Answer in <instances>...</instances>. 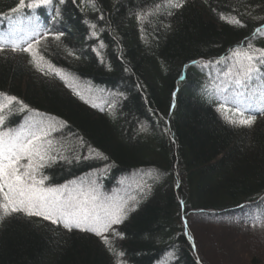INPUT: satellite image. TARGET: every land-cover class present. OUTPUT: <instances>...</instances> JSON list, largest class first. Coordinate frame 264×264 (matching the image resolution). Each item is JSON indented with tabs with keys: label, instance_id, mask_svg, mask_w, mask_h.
Returning a JSON list of instances; mask_svg holds the SVG:
<instances>
[{
	"label": "trees",
	"instance_id": "16d2710c",
	"mask_svg": "<svg viewBox=\"0 0 264 264\" xmlns=\"http://www.w3.org/2000/svg\"><path fill=\"white\" fill-rule=\"evenodd\" d=\"M33 2L0 0V104L21 102L2 127L42 129L37 179L94 178L98 223L121 208L122 222L105 243L12 213L0 264H222L195 225L243 241L230 264H264V63L238 85L250 62L232 56L264 50V0ZM241 112L252 126L231 122Z\"/></svg>",
	"mask_w": 264,
	"mask_h": 264
},
{
	"label": "snow or ice",
	"instance_id": "6c2138e0",
	"mask_svg": "<svg viewBox=\"0 0 264 264\" xmlns=\"http://www.w3.org/2000/svg\"><path fill=\"white\" fill-rule=\"evenodd\" d=\"M50 3L52 0H39V3H28L27 7L35 8L41 4ZM25 7V0H18V7L11 11L15 13ZM224 19L229 23H240L235 19ZM256 32H261V29H256ZM248 48H251V44L248 45ZM2 50L0 48V51ZM22 50L31 51L30 48ZM256 51L259 55L254 56L246 49L237 48L233 50L232 56L243 57L250 62L243 68V80L236 81L238 85H245L250 82L254 74L259 75V68L256 67L255 61L264 63V50ZM0 96L3 94L0 93ZM5 101V103L0 104V219L12 213L25 212L29 216H41L53 223L63 222L64 227L69 230L76 227L82 231H92L102 237L111 224L121 223L122 217L119 212L123 211L122 208L117 213L112 214L111 220L100 225L98 223L99 215L94 210L97 200L95 195L81 191L79 195L64 198L68 185L61 188L45 187L47 177L37 179V173L44 166L42 162L47 155L43 150L47 133L43 132L42 129L36 132H28L25 129L17 131L3 129L2 126L6 119L5 110L13 102L21 103L17 101L16 97H6ZM243 115L241 112L239 120L229 119L232 123L252 126L255 122L254 117L243 118ZM25 160L27 163H22ZM104 238L105 243H108L107 238Z\"/></svg>",
	"mask_w": 264,
	"mask_h": 264
},
{
	"label": "rangeland",
	"instance_id": "374dc122",
	"mask_svg": "<svg viewBox=\"0 0 264 264\" xmlns=\"http://www.w3.org/2000/svg\"><path fill=\"white\" fill-rule=\"evenodd\" d=\"M36 36H38V35H36ZM4 37L5 36L3 35L2 38H0V40L2 42L5 41ZM28 41H30V37L26 39L25 43H29ZM21 129H25L28 132H35L34 128L28 122L23 127L18 128L16 130H12V131H17V130H21ZM22 163H25V161H22ZM94 180H95L94 178H93V180H90V178L88 180L78 179L75 182H73V184H71V185L69 183H64L61 186L55 187V188H61L64 185H68V190L64 193V198H69L71 196L79 195L81 193V191L95 195L97 197V200H96L95 205H94V210H95V213H97L100 217L101 210H102L103 206H105L107 201H106V197H104L98 193L96 187L94 186ZM96 180H98V179H96ZM96 185L98 186L97 183H96ZM117 195L115 196L116 199L119 198ZM11 216H12V214H11ZM49 221H51V220H49ZM195 226H196V230H197L199 239L201 241H206L208 244L209 243L213 244V251L212 252L217 255V258L220 259L222 264H230L229 259L231 257H235V255L237 256V254L240 256V254L243 253L242 251H244V250L241 249V243L243 241L240 239H236L235 238L236 234H234L233 232L224 231L222 233H219L218 236H216V235L213 236L212 235L213 234L212 228H206L207 226L203 227L201 225H195ZM247 242L250 243V241H247ZM213 253L208 251V255H210L211 257H212Z\"/></svg>",
	"mask_w": 264,
	"mask_h": 264
}]
</instances>
